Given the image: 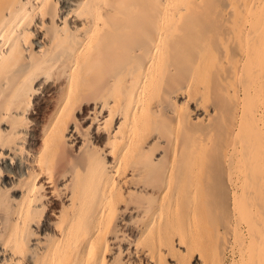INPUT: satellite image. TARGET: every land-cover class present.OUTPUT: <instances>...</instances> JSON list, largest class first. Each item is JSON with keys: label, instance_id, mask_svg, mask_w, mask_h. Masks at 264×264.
Segmentation results:
<instances>
[{"label": "bare ground", "instance_id": "1", "mask_svg": "<svg viewBox=\"0 0 264 264\" xmlns=\"http://www.w3.org/2000/svg\"><path fill=\"white\" fill-rule=\"evenodd\" d=\"M227 253L264 264V0H0V264Z\"/></svg>", "mask_w": 264, "mask_h": 264}, {"label": "rangeland", "instance_id": "2", "mask_svg": "<svg viewBox=\"0 0 264 264\" xmlns=\"http://www.w3.org/2000/svg\"><path fill=\"white\" fill-rule=\"evenodd\" d=\"M215 26H216V25H215ZM215 26H212V27H211L212 29L210 28V30H209V31H210L209 36H210V37H213V36H211V35H214L213 39L217 38V36H218L219 34L224 33L223 35H226V34L228 33V32H227V31H228V27H227L226 25H225V26L222 25V24L217 25L219 29L217 28V26H216V28H215ZM214 28H215V29H214ZM216 29H217V31H216ZM221 29H222V30H221ZM224 29H225V32H224ZM213 30H214V31H213ZM218 30H219V31H218ZM212 31H213V34H212ZM215 31H216V33H215ZM218 32H219V34H218ZM214 33H215L217 36H216ZM215 36H216V37H215ZM238 50H239V49L235 50L234 52L237 53V54L240 56V55H241V53H240L241 51H238ZM238 52H239V53H238ZM212 243H213V242H212ZM230 257H231V255H230L229 253H227V254H226V257H225V260H226V261H225V262H226L225 264H228V262L230 261Z\"/></svg>", "mask_w": 264, "mask_h": 264}]
</instances>
